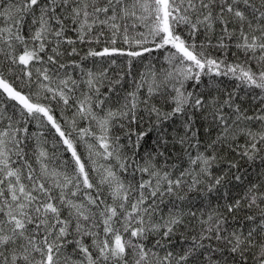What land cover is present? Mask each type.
Instances as JSON below:
<instances>
[{
    "label": "snow or ice",
    "instance_id": "1",
    "mask_svg": "<svg viewBox=\"0 0 264 264\" xmlns=\"http://www.w3.org/2000/svg\"><path fill=\"white\" fill-rule=\"evenodd\" d=\"M0 264H264V0H0Z\"/></svg>",
    "mask_w": 264,
    "mask_h": 264
}]
</instances>
